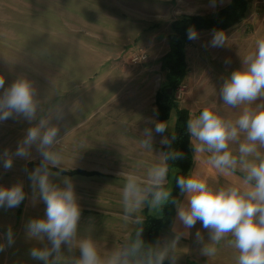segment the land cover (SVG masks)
Wrapping results in <instances>:
<instances>
[{"label":"rangeland","instance_id":"374dc122","mask_svg":"<svg viewBox=\"0 0 264 264\" xmlns=\"http://www.w3.org/2000/svg\"><path fill=\"white\" fill-rule=\"evenodd\" d=\"M246 1L244 17L235 26L223 30L227 37L223 47L210 46L213 31L209 30L197 31L199 38L187 46V75L176 93L180 108L198 115L215 103L226 115L238 111L223 106L220 87L233 70L242 67L243 57L255 50L256 41L264 38V0ZM231 2L0 0V75L5 78V87L18 77L30 79L45 113L51 107L63 110V119L53 121L60 128L61 144L57 147L64 164L73 167L53 179L61 187L64 176L73 179L82 207L78 234L91 236L102 252L122 242L136 226L123 219L124 176L106 171L146 175L147 169L133 166L142 163L129 161L128 154L121 153L118 146L127 144L131 135L138 141L146 126L154 128L149 120L160 121L155 97L165 82L161 64L169 51L171 24L184 16L212 17ZM166 122L167 132L174 130L175 111ZM29 126L23 119L0 122V153L5 149L14 152ZM160 140L161 136L154 133L153 163L158 162L156 152L161 153ZM81 141H86L82 148ZM32 155L31 161L16 158L11 170L5 171L0 163V186L10 187L22 181L27 194L19 207L0 208V243L5 242L4 233L9 226L15 234V243L0 252V264H42L31 258L29 250L43 244L28 240L25 235L26 222L43 217L46 207L42 201L32 203L28 172L40 162L35 147ZM193 155L191 172L199 170L210 184L238 183L239 174L225 176L207 164L208 154H195L193 148ZM80 170L97 174L70 175ZM168 181L167 186L173 191L174 171L169 172ZM184 200L181 195L179 201ZM146 209L141 213L144 217ZM148 210L150 215H161V208ZM173 224H179L176 217ZM172 225L161 232L157 244L175 238ZM197 230L208 241V232L198 221L190 230L192 236L179 239L176 264H235L237 253L227 240L217 245L216 256L202 255L201 245L194 241ZM62 252L65 257L79 256L78 249L70 254L62 247ZM165 262L169 264V260Z\"/></svg>","mask_w":264,"mask_h":264},{"label":"clouds","instance_id":"9594fccd","mask_svg":"<svg viewBox=\"0 0 264 264\" xmlns=\"http://www.w3.org/2000/svg\"><path fill=\"white\" fill-rule=\"evenodd\" d=\"M187 38H199L194 27L187 30ZM226 41L223 31L213 30L210 46L223 47ZM0 90H3L0 122L23 119L30 125L14 152L5 149L0 153L3 169L11 170L16 158L33 160V147L40 157L39 164L28 172L32 203L42 201L46 206L43 217L31 218L25 224L27 239L43 244L29 250L32 259L42 264H164L167 259L169 264H176L179 239L192 236L190 230L199 221L208 232L207 242L200 230L194 234L202 255L216 256L217 245L227 240L236 250L235 264H264V38L256 41L255 50L243 57L242 67L233 70L220 87L223 106L238 111H232L233 115L229 116L214 103L198 115L190 114L187 119L194 153L208 154L206 163L222 175L239 174L238 183L216 186L196 169L186 176L176 177V186L185 200L175 199L172 187L167 186L169 161L183 154L171 148L156 156L158 162L147 169L146 175L135 171L120 173L124 176L121 199L125 221L143 225L145 217L141 213L146 207L159 210L169 202L176 206L179 224L172 225L175 238L163 245H146L142 227L104 252L91 236H80L82 207L73 179L64 176L62 187L53 179L73 167L64 164L57 147L61 144L60 128L53 121L63 119V110L51 107L45 113L33 82L26 77H18L5 87V78L0 75ZM38 113L42 114L38 116ZM148 123L154 124V128L142 129L141 147L153 152L154 133L161 136L162 145L170 146L175 135L171 139L164 135L169 129L168 123L152 120ZM84 143L86 141L80 142L81 148ZM26 199L22 181L10 187L0 186V208H17ZM229 237L231 239H227ZM4 240L0 243V252L15 243L11 226L4 233ZM62 247L70 254L78 249L79 256L65 257Z\"/></svg>","mask_w":264,"mask_h":264},{"label":"trees","instance_id":"16d2710c","mask_svg":"<svg viewBox=\"0 0 264 264\" xmlns=\"http://www.w3.org/2000/svg\"><path fill=\"white\" fill-rule=\"evenodd\" d=\"M246 0H232L231 4L220 10L212 17L184 16L171 24V33L168 37L169 51L163 56L161 68L165 74L163 87L157 92L155 101L160 121H168L171 113H176V124L172 131L166 133L171 139L170 146L163 145L162 151H169L170 148L181 152L183 155L175 160H170L169 172L174 171V184L172 196L179 200V188L176 186V177L188 175L194 165L193 148L187 132V119L191 114L189 110L180 108L176 93L183 85L187 75L188 61L186 48L191 40L187 38V30L194 27L196 31H223L229 29L240 22L246 12ZM171 90V93H169ZM95 176L96 172L73 171L70 175ZM148 208L145 210L146 216L143 225H136L131 234L142 227V238L146 245L157 244L161 232L171 226L176 217V206L169 202L161 208L159 217L150 215ZM164 264H168L164 261Z\"/></svg>","mask_w":264,"mask_h":264},{"label":"crops","instance_id":"0c3cea01","mask_svg":"<svg viewBox=\"0 0 264 264\" xmlns=\"http://www.w3.org/2000/svg\"><path fill=\"white\" fill-rule=\"evenodd\" d=\"M158 118H159V115H158ZM134 138L131 135L128 139L127 144H122L121 146H118V149L121 151V153H123V154L127 153L128 154V156H129L128 160L129 161L135 160L137 163H142V166L141 165L137 166L138 164L133 165L135 169H136V167L142 168V169H148L153 164L154 148H153V152H149L146 149H143L141 147L139 140L137 141ZM162 147H163V145H161V150H160L161 152H163ZM158 155H159V151L156 152L155 156H158ZM130 169H132V168H130ZM110 170L111 169L107 170L106 174L110 173L112 175L116 174L117 176H120L121 172H119L118 170H116V171H113V170L110 171Z\"/></svg>","mask_w":264,"mask_h":264},{"label":"water","instance_id":"95a60500","mask_svg":"<svg viewBox=\"0 0 264 264\" xmlns=\"http://www.w3.org/2000/svg\"><path fill=\"white\" fill-rule=\"evenodd\" d=\"M169 93H171V90H169Z\"/></svg>","mask_w":264,"mask_h":264}]
</instances>
